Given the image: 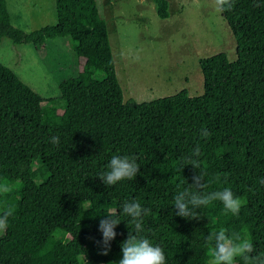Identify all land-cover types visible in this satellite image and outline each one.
Masks as SVG:
<instances>
[{
	"label": "trees",
	"instance_id": "1",
	"mask_svg": "<svg viewBox=\"0 0 264 264\" xmlns=\"http://www.w3.org/2000/svg\"><path fill=\"white\" fill-rule=\"evenodd\" d=\"M153 1L167 19V0ZM256 4L264 0H235L221 13L236 60L224 53L200 59V96L182 90L137 103L123 101L96 0H55L56 24L30 33L10 24L0 0V42L40 49L70 37L86 73L62 81L59 97L45 100L0 64V182L12 186L0 195V212L14 208L0 235V264H118L121 243L135 233L131 218L118 212L125 201L150 209L139 236L163 249L166 264H207L206 237L221 228L264 252V6ZM202 128L211 135L202 137ZM196 147L202 191L229 188L242 200L238 215L220 201L201 208L199 221L175 215L174 197L194 175L190 165L180 170L182 158ZM114 155L136 157L140 173L105 186L98 177ZM109 214L121 223L105 256L97 241Z\"/></svg>",
	"mask_w": 264,
	"mask_h": 264
},
{
	"label": "rangeland",
	"instance_id": "2",
	"mask_svg": "<svg viewBox=\"0 0 264 264\" xmlns=\"http://www.w3.org/2000/svg\"><path fill=\"white\" fill-rule=\"evenodd\" d=\"M4 1L10 24L24 33L56 24L55 0ZM167 2L169 17L162 20L153 0H96L124 102H149L182 90L200 96L199 60L220 53L229 62L236 60L234 36L213 0ZM0 64L28 80L27 86L45 100L59 97L62 81L86 75L70 37L50 40L40 49L4 39ZM49 109L57 113L55 107Z\"/></svg>",
	"mask_w": 264,
	"mask_h": 264
},
{
	"label": "clouds",
	"instance_id": "3",
	"mask_svg": "<svg viewBox=\"0 0 264 264\" xmlns=\"http://www.w3.org/2000/svg\"><path fill=\"white\" fill-rule=\"evenodd\" d=\"M215 10L219 13L230 11L234 7L235 0H213ZM257 7L264 6L256 4ZM202 137H208L211 133L202 128ZM53 144L59 143L57 136L51 137ZM200 148L193 149L189 156L183 157L180 170L183 172L186 166L194 169L192 183L188 187L178 191L174 197L175 215L187 220L199 221V210L207 207L215 201H220L226 213L238 215L242 207V200L234 195L229 188L223 190L204 192V173L200 169ZM140 173V166L136 157L114 155L109 164L108 171L101 173L98 177L105 186L115 185L117 182L131 180ZM264 185V178L259 180ZM12 191V186L7 182H0V195H6ZM118 212H122L131 218L134 224L135 233L128 232L127 238L121 243L122 258L118 264H166L163 249L159 245H153L149 239L142 238L139 234L143 231V218L150 214V209L144 208L139 202L125 201ZM14 215V208L9 207L0 212V234H3L9 226V218ZM121 222L112 215H106L99 223V231L102 233V240L97 241L102 246L101 255H108L111 250L110 242L117 235L114 230ZM212 242L209 249L207 264H236L237 258H241L245 264H264V252H257L253 242L249 238L241 237L238 234H230L227 229L211 232L206 237Z\"/></svg>",
	"mask_w": 264,
	"mask_h": 264
},
{
	"label": "crops",
	"instance_id": "4",
	"mask_svg": "<svg viewBox=\"0 0 264 264\" xmlns=\"http://www.w3.org/2000/svg\"><path fill=\"white\" fill-rule=\"evenodd\" d=\"M4 41V39H2V41L0 42V43H2ZM46 43H48V41L46 42ZM46 43H45V45H46ZM12 70V69H11ZM13 71V70H12ZM13 73L18 77V75L13 71ZM18 79L21 81V82H23V83H25L26 85H28V86H30V84H29V81L27 80V81H22V79L20 78V77H18Z\"/></svg>",
	"mask_w": 264,
	"mask_h": 264
}]
</instances>
